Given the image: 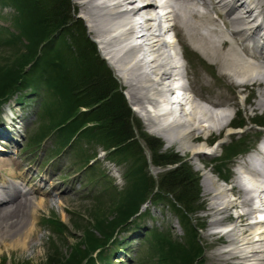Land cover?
<instances>
[{"label":"bare ground","instance_id":"bare-ground-1","mask_svg":"<svg viewBox=\"0 0 264 264\" xmlns=\"http://www.w3.org/2000/svg\"><path fill=\"white\" fill-rule=\"evenodd\" d=\"M35 1L36 6L44 10L48 5V0L31 1L30 6L24 10V18L32 15L31 8L35 6ZM161 1L74 0L76 8L81 10V18L87 23L89 34L94 37L100 52L120 78L132 110L146 121L153 134L168 141L170 145L181 143L186 152L199 160L201 156H212L223 142L220 140L216 144L212 143L210 137L217 133L223 134L232 124L231 110L239 104L240 94L249 92L251 96L245 99V104L255 109L264 108V0ZM135 16L144 20L143 25L137 19H132ZM66 29L59 30L50 41L58 39L59 42L63 38L62 33L67 32ZM172 33H175L177 39L172 37ZM85 34L90 39L86 30ZM142 42L146 43L147 49L141 47ZM177 45L181 51L178 47L176 53L174 50H177ZM52 47L55 45L49 44L46 49ZM58 47L59 52L54 53L56 59L51 60L52 63L44 58V54L39 63L38 79L45 82L44 88L48 91L47 95L51 96L55 80L66 68L58 58H65V63L68 58L66 48ZM143 51L149 54L145 56ZM100 52L97 50L98 56ZM179 56L187 84L181 85L180 91H174L167 81L182 73L179 62H176ZM181 89L189 91L191 95L183 93ZM54 91L57 94L58 91ZM168 93L169 97L166 96ZM5 110L3 119L8 121L4 124L8 126V131L0 130V154H8L9 157H0L1 256L4 249L9 255L14 250L33 253L38 249L36 242L40 236V221L37 214L48 206L50 196L58 187L54 185L48 192H44L45 188L41 185L45 178L40 174L38 185L27 188V185L33 183L28 178L32 168L26 166V158L21 163L13 161L7 147V143L11 142L13 145L10 148H16L19 142L17 137L21 134L17 124L21 121L17 122L14 109L6 107ZM7 114H10V119H6ZM237 132L229 131L228 135L240 134ZM260 134H264V129ZM201 138H205V141H200ZM260 155L262 163L254 160V169L250 170L254 174L253 180L244 181L246 189L237 178L234 181L235 187H230L224 183L223 176L216 173L217 179L204 167L205 193H213L215 200L210 207L216 216L211 224L220 228L224 216L219 215L232 209H243L237 211L238 225L218 231L230 233L220 238H227L233 247L213 253L214 262L264 264V212H260L264 210V179L260 177L264 176V152ZM250 161V158L246 159L247 164ZM92 165L88 163V166ZM198 165L197 168L203 167L201 161H198ZM241 170L246 173L243 168ZM235 188H239L238 195L233 194ZM228 191L233 199L227 195ZM175 205L178 207L175 201H169L172 209ZM48 220L54 232L63 229L62 236L57 233L62 240L69 231L64 222L53 216H49ZM98 234L89 233L87 236H91L90 239L86 237L88 243L76 244L81 249L79 255L88 249L82 247L93 248L96 245L91 240L94 237L100 238ZM215 234L218 233L210 235ZM108 249L104 251L101 248L99 250L104 252L97 254L104 259L108 257V263L114 255L124 252L123 248L116 250L112 245ZM90 253L93 254L92 250ZM54 256L47 259L46 264H55Z\"/></svg>","mask_w":264,"mask_h":264},{"label":"rangeland","instance_id":"rangeland-1","mask_svg":"<svg viewBox=\"0 0 264 264\" xmlns=\"http://www.w3.org/2000/svg\"><path fill=\"white\" fill-rule=\"evenodd\" d=\"M31 1L34 3V0H0V87L7 85L8 82L13 83V77L17 83L16 89L8 97L3 96L7 93L4 89L0 92V130L5 127L8 129V126L4 125L8 121H4L3 113L6 111V107H11L14 109L17 122L21 121L22 124L15 123L21 130L20 136L17 137L19 144L16 148L11 149L10 146L13 144L8 142V153L11 151L9 154L12 156V160L18 163L26 158V166L32 168L28 178L32 179L33 183L27 185V188L38 185L37 181L40 179V174H43L45 178L41 185L42 188H45L44 192H48L54 185L58 187L50 196L48 206L37 214L40 221V236L36 242L38 249L34 250L33 253L32 251L18 252L14 250L11 255L4 249L3 256L0 255V264H46L47 259L52 258L53 254L55 255L54 252L57 251V248H59V252L57 251L59 255L56 254L54 257H57L63 264L69 261L73 262L74 257H76L75 254L81 250L76 246L82 242L88 243L89 239L86 240L88 233L93 234L96 231H94L93 225L96 224L97 220L104 219H106L103 222L105 226L102 225V228L107 227V232H113L112 241H115V238L119 241L118 245H111L116 250H119V247L123 248L124 252L114 255L108 263V257L104 259L97 254L104 252L105 249L109 250L111 245H108L107 248L106 246L103 247L104 251L99 249L93 251L92 246L90 248L82 247L84 250L85 248L88 249L77 256L75 260L77 264H221L214 262L212 254L217 250H225L233 246L227 238H220L222 235L230 233L218 231L221 228H232L238 225L240 222L236 221L237 211H243V209H232L219 215L218 217L224 216L220 228L211 224L216 217L210 210L211 204L215 200L213 193H205L203 185L205 180L204 167L217 179L216 173L223 176L224 180H231L230 183H225V181L224 183L229 184L230 187H235L236 169L245 157L239 155L247 152L251 147L257 149L256 141L259 139L256 138L258 132L255 126L264 124V108L255 109L252 105L245 104V99L251 96L249 92L245 91L240 94L238 97L239 104L231 110L233 120L231 125L235 128L228 127L223 131V134L217 133L210 137L211 142L215 144L219 139H223L212 156L205 155L204 157L201 156L199 160L194 159L190 152H186L181 147V143L170 145L168 141L153 134L146 121L132 110L120 78L100 52L94 37L89 34L87 23L80 16V8H76L74 0H64L70 3L69 17L65 19L66 21L64 20L67 26L82 23L86 33L99 50L100 59L113 73L118 90L121 89L119 92H122L129 108H131L135 124L132 133L139 144L136 145L137 150L142 151L147 164L145 171L143 170L144 179H142L140 174H137V167L140 168V162L137 155L133 156L135 154L133 150L129 151L127 147L115 149L111 146V150L113 148L114 150L106 152L108 148L104 145V139L102 140L98 136V138L92 136V139H89L90 134L95 135L97 132L89 130L90 134L88 132L83 133L85 130L79 131L81 126L77 125H72V131L64 127L59 129L71 115L76 114V111L84 118L82 114L86 113L87 108L76 110L71 98L62 102L58 95H47L48 91L44 88L45 82L38 79L41 53L46 55V46L49 42L48 40L45 44L43 43L48 28L46 21L49 23V20L54 19V14L35 5L33 8L30 7L33 10V16L28 17L26 15L27 20L25 21L24 5L30 6ZM54 1L48 0L51 8ZM139 3L138 1L137 4ZM64 21L62 24L65 23ZM54 40L55 50L53 52L55 53L59 52V43L58 39ZM141 47L143 49L148 48L143 42ZM178 47L177 45V50ZM179 50L181 51L180 47ZM142 54L147 56L149 53L143 51ZM36 56L39 58L36 59ZM58 59L63 67L66 66L65 58L59 57ZM18 60L20 61L17 63ZM16 63L17 67L15 68ZM28 63L30 65L27 66ZM151 77L155 78L154 76ZM167 82L171 83V80ZM51 90L54 91V89ZM45 97L47 98V108H44L43 103H41L45 101ZM7 115L6 119H10V114ZM57 117L60 118V122L55 123L54 120ZM45 125H47V129H44ZM90 126L92 127L93 124H88L85 128L90 129ZM229 131H238L237 133L240 134L234 133L229 136ZM143 134L159 140V143L162 144V152L177 154L182 162L191 167L193 173L198 174L200 178L199 200L196 201L197 203L195 202L196 204H192L194 209H198V206L202 205L204 210H197L188 218L181 211L180 216L178 210L169 206L172 195L168 197L156 191V184L159 183L160 177L170 168L156 167L152 163V155L143 140L145 136ZM200 141L204 142L205 138H201ZM238 148L241 152L238 155L233 154V149L237 150ZM226 150L229 152H225ZM97 153H99L98 157L96 156ZM0 157H9V155L0 154ZM92 160H95L93 165L88 166ZM198 161L203 163V167L197 168L199 166ZM135 169L136 173L133 174ZM139 182L140 184L142 182V185L133 188ZM149 182L151 184L148 185ZM149 188L151 191L146 192ZM238 189L235 188L233 194L238 195ZM131 191L132 194L128 196V192L130 194ZM135 192L146 193L144 201L137 208L140 211L133 216L127 225L114 229L111 222L114 218H118L117 208L120 205L125 207L123 202H119L120 197L127 195L125 200L127 202L132 200V197L135 198ZM227 195L233 199L231 192L228 191ZM37 196L40 197L38 194ZM150 198L152 200H149ZM124 204L126 205V203ZM142 211L145 212L142 213ZM49 216L60 218L65 227L68 228L69 231L62 240L57 233H61L62 236L63 229L54 232L52 223L48 220ZM250 217L253 218V215ZM88 229L91 231L89 232ZM97 232L99 233L98 229ZM215 232L218 234L210 235ZM101 239L104 240V238ZM197 249L201 251L198 256ZM91 250L93 254H89ZM71 254H73L72 257ZM106 254L107 252H105Z\"/></svg>","mask_w":264,"mask_h":264},{"label":"trees","instance_id":"trees-1","mask_svg":"<svg viewBox=\"0 0 264 264\" xmlns=\"http://www.w3.org/2000/svg\"><path fill=\"white\" fill-rule=\"evenodd\" d=\"M26 6L27 5H24V10H26ZM49 7L50 6L48 3L45 11L49 10V12H52V14H54V19L49 20V23H47L46 21L48 28L47 31L45 30L47 33L44 36L43 43L45 44L49 40L48 46L49 44L53 45L55 43V40L51 42V36H53L59 30L64 31L65 28H67V32L62 33L63 38H61L58 43L61 47L66 48L65 51H67L68 56L66 61L68 67L66 65L63 73L58 75V78L55 80L56 85L54 88H52L55 89L56 92H58L56 94L55 91L51 90V93L55 94L56 96H60L62 102L67 98H71L74 101L76 110L78 108H87L86 113L82 114L84 115V118H82L79 112L76 111V114L71 115L70 118H68V120L59 127V129L64 127L65 129L72 131V125H77L79 127L81 126L79 131H81V129H84L85 131L83 130V133L88 132L90 134L89 130H91L92 132H97V135L90 134L91 136L89 139H92V136H94L95 138L101 137L102 140H105L104 145L108 148L107 151H113L114 148L116 149L119 147H127L129 151L133 150L135 152L133 156L137 155V158L140 162V168L138 169L137 167V174H140V177L144 179L143 170L145 171L147 166L145 162V156L143 155L142 151L137 150V146L139 144L137 140H135V135L132 133L133 126H135L132 112L122 92H119L115 78L113 77L107 65L98 56L95 43L85 37V29L82 23L79 22L77 25L74 23L70 26H67L65 19L69 17V1L67 2L64 0H55L52 8ZM32 16L33 13L30 17ZM63 21L65 23L62 24ZM80 29L81 32H79ZM46 50L47 51L46 55L44 54V58H46L50 62L51 60L56 59L55 57H53V51L55 50V47L51 49L47 48ZM37 58L39 57L36 56V59ZM41 60L42 58L40 59V62ZM19 61L20 60H18L17 63ZM17 63L14 66L15 68L17 67ZM28 65L30 64L28 63L27 66ZM20 67L18 68L20 69ZM13 78V83L8 82L7 85L5 84L0 87V92L3 89L5 90V92H7L5 95L2 94L4 97H8L10 93L16 89L17 83H15V77ZM51 81L52 80H49V82ZM41 103H43L42 105H44L45 108L47 105V98L45 97V101H42ZM54 121L55 123H58L60 122V118L57 117ZM88 124H93V126H90V129L85 128ZM44 129H47V125L44 126ZM143 140L145 141L147 148H149V151L151 152L152 163L156 167L170 168L167 169L160 177L159 183L156 184V191L168 197L172 195L171 200L175 201L178 206L176 207L175 205L174 209L178 210L179 213L182 211L187 218L193 215L197 210L200 211L201 209H204V206L202 205L198 206V209H194L192 204L199 200L200 178L198 174L193 173L191 167H189L187 163L182 162V159L179 158L177 154H174L172 152H162V144L159 143V140H157L156 138L147 136L146 134L143 137ZM111 146L114 147L113 150H111ZM229 150H226L225 152H229ZM233 152V154L238 155L241 150H239V148L237 150L233 149ZM135 173L136 169L133 174ZM149 184H151V182H149L148 185ZM139 185L141 186L142 182L141 184L139 182V184H137L133 188H137V186ZM150 191L151 188H149L146 192ZM131 194L132 191L130 194L128 192V196H130ZM145 197V192L136 193L134 199L132 197V200L130 199L129 201L125 202L127 195L121 196L119 202H123V206L125 207H122L120 205L119 208H117L116 212L118 218H114L113 222H111V226L114 225L113 228L116 229L119 226L127 225L128 222H130V220L133 218V216L140 211L139 209L137 210V208L139 204L144 201ZM124 203H126V205ZM105 220L106 219L97 220L96 224L93 225L94 231L96 230L95 233L98 234V229L99 237L104 238V240L101 239V241H99L100 238L98 237H94L91 240L96 242V245L93 246V251L101 249L105 246L107 247L111 244L118 245V239L115 238V241H112L114 235L113 232H107V227L102 228V225L105 226V224H103ZM113 228L112 230H114ZM90 231L91 230H89V232ZM87 237L88 239H90L91 236ZM54 253L55 255L58 254L57 251H55ZM196 253L198 256V254H201V251L197 249ZM78 255V253L75 254L76 257H74L73 262L69 261L65 264H77V261L75 260ZM53 262L55 264H63L59 259H57V257L53 259Z\"/></svg>","mask_w":264,"mask_h":264}]
</instances>
